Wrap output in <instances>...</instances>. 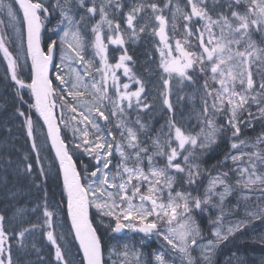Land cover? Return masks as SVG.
<instances>
[{"label":"snow or ice","instance_id":"obj_1","mask_svg":"<svg viewBox=\"0 0 264 264\" xmlns=\"http://www.w3.org/2000/svg\"><path fill=\"white\" fill-rule=\"evenodd\" d=\"M15 3L18 8L0 0V12L8 16L19 37L23 33L16 25L26 28L31 83L18 78L17 58L6 46L3 34H0V52L7 60L11 80L19 89L30 90L35 101L30 107L36 109L47 125V136L63 175L74 239L78 241V251L82 252L79 264H144L142 254L129 244L118 250L116 245L105 243L90 219L91 208L97 210L99 217L110 218L108 223L101 219L100 224L112 234L127 230L162 237L178 255L180 264L201 261L212 264L220 244L254 221L264 222V204H258L255 209L245 207L246 219L229 224L226 229L223 225L224 202L234 191L240 190L239 199L246 202L250 196L245 193L259 189L258 200H264V171H261L264 169V132L251 142L241 138L242 127L254 128L256 121L264 127V46L253 39L254 35L264 38V0H225L224 4L221 0H211V7L209 0H185L184 4L179 0H164L163 5L154 0H130L127 11H124V0H99V3L97 0H57L51 12L46 0H15ZM217 8L225 10L216 11ZM80 9L87 15H80ZM56 11L60 19L54 29L48 30L55 32L57 39L50 38L42 47L45 21ZM117 14L123 26L121 20L114 19ZM97 15L99 20L91 26L89 38L85 22ZM146 30L159 37L161 97L169 113L165 125L154 137L147 135V125L139 116L134 121L130 119V111L152 108L146 101L144 81L130 67L133 57L126 47L129 40H138ZM177 32L180 38H175ZM110 45L122 50L115 63L109 62ZM57 48L60 49L58 64L55 63ZM52 67L57 69L56 87L49 76ZM119 70L128 82H121ZM174 78L194 89L203 78L199 85L203 89L200 108L194 106L192 110L198 131L185 127L175 117L171 100ZM133 85L136 87L131 90ZM195 98V92L189 95V100ZM57 100L60 123L73 132V149L82 151L94 162L91 168L84 165L83 174L77 169L74 152L70 153L61 137L54 111ZM65 109L70 113L68 118L63 115ZM17 113L24 117L26 134L33 139L31 116H25L19 109ZM221 117L222 124L218 123ZM113 118L114 125L110 123ZM133 125H138V129ZM113 128L118 131L119 140ZM141 133L150 143L141 140ZM224 136H228L230 148L235 150V154L230 152L224 158V163L231 161L232 167L209 176L201 195L197 185L202 176L197 163L199 155ZM32 148H37L34 139ZM247 148L253 151L243 150ZM24 172L32 176L31 163ZM231 174L235 175L234 182H230ZM40 175H46L43 168ZM181 180L189 187L196 186L197 194L179 189ZM9 195L16 203L11 217L0 213V264H22L19 254L26 252L28 237L38 229L45 231L47 241L54 247L57 264H73L58 242L65 239L64 235L55 234L54 213L48 208L47 192H44L42 223L27 221L28 212L35 213L41 205L28 209L19 204L22 193L16 191ZM209 209H218L219 215L210 220L214 225L213 239L205 242L194 213ZM13 241L17 247L15 259ZM260 242L264 243V235ZM31 247L35 249L34 244ZM197 250L199 259L193 256ZM154 258L157 264H174L163 252L155 253Z\"/></svg>","mask_w":264,"mask_h":264},{"label":"rangeland","instance_id":"obj_2","mask_svg":"<svg viewBox=\"0 0 264 264\" xmlns=\"http://www.w3.org/2000/svg\"><path fill=\"white\" fill-rule=\"evenodd\" d=\"M5 2L12 3L13 6L17 8L13 0H5ZM124 2L126 5L124 11H127L130 0H124ZM150 2H152V0H150ZM154 2L163 5L164 0H154ZM179 2L181 4H184L185 0H179ZM56 3L57 0H46V7H49L50 12L52 11V7ZM97 3H99V0H97ZM224 3L225 2L222 0L221 4ZM209 5L211 7V0H209ZM218 10L222 11L225 9L217 8L216 11ZM79 14L87 15L83 9L79 10ZM165 14L168 15L170 18L169 12L166 11ZM213 15H215V13H213ZM115 17L120 18V15L117 14ZM59 19H60L59 11L53 12L52 15L49 16V21L51 23L50 29L55 28ZM97 20H99V15H97L93 19H87L85 23L91 22L92 24H94ZM0 21H2V23H0V34L6 36V46L9 48V51L12 52L13 57L17 58L18 78L22 80L29 79L31 69H30V63L28 60L27 50H26L25 28L22 24L16 25V27L22 29L23 35L21 38L17 35L15 28L12 27V22L10 21L8 16L3 12H0ZM88 25L90 24H87V29H88V31H86L87 35H89L90 33ZM49 34L50 36L53 37V39H57L55 32L50 31ZM253 39L256 40L255 35ZM141 41L143 42L140 43ZM193 41L194 43L196 42L195 40ZM257 42L260 43L262 46H264V38H262L261 36ZM127 44L129 46H132L133 50L135 51V54L138 55L139 53L141 59L144 60V62L142 63V67H143L142 73H140L138 77L141 78L145 83L146 101L148 103L150 102L147 98L162 99L161 92L163 91V82L161 79L162 73L159 68L160 55H159L158 47H160V43L158 41V38L151 32V30H146L145 33H142L140 35V38L138 40L134 42L129 40ZM142 47H143V51L140 52L138 48L141 49ZM89 54L91 55L90 51ZM59 57H60V49H58L57 64L60 63ZM2 60L4 66L0 65V111L2 107L3 109H5L6 112L8 111V116L3 117V115L0 114V155L5 153L1 150L6 146H10V145H11L10 147L14 146V150L11 152V156L9 160L4 161L2 164H0V179H1L0 185H4L7 182V180H9L8 192L6 197L4 198V196L0 194V213L5 214L4 212L5 207H9L10 209L7 216L8 217L12 216L13 205L16 202L11 199L9 193L19 191L20 193L23 194L19 198L20 205H23L28 209L35 208L37 204L41 205V207L35 213H32L31 211L28 212L27 221L31 223H42L44 192L46 191L48 208L50 211L54 213L53 227L55 230V234L58 237L61 234H63L65 237V239L59 240L58 242L62 245V248L66 251L67 253L66 258L73 261V264H79L81 260L78 255L79 252H77L74 246L73 234L70 230L68 221H66L64 216L65 213L64 205L61 199L62 190L60 188H52L50 184L46 183V182H54V181L57 182L59 175L58 167L56 165L52 151L50 149L46 130L38 116L32 117V115L25 113V116H31L34 124V140L37 145L36 148L37 154H34L31 148L30 138L26 134V128L24 126V117H21L20 115H15L13 111H11L8 107L4 105L8 103L7 99L9 98L11 100L13 99L14 101L17 100V95L15 92V90L17 91V89L15 87L13 88L9 87L7 82L1 77L4 69H8L7 60L4 58L3 53H2ZM109 62L115 63L113 61V57L111 59L110 54H109ZM56 73H57V69L55 68L53 72L54 87H56L59 84V81H56L55 79ZM254 74H255V69H254ZM202 82H203L202 78H200L197 81L196 89L199 90H196L192 86H189L187 82L181 85L178 82V80L175 78L171 82V87H172L171 100L175 108V117L177 121L183 123L185 127L194 128L195 131H198L199 129L198 127H194L197 124V121L194 118V114L192 110L194 106L197 109L200 108V104H201L200 96L203 92V89L199 88V85L202 84ZM25 83L27 84V82ZM16 87L19 88L18 85H16ZM24 90L25 89H22L21 92H23ZM194 92L196 97L195 100H189V95L193 94ZM57 101L58 103H60L59 100ZM19 103L24 104L30 109V106L29 104L26 103V101L20 99ZM151 105H152L151 109L155 110L156 112L154 115V118H156L157 120L156 123L158 124L156 128L161 129L162 125H165L169 117V113L167 109H165L166 107L162 104V101H161V106H162L161 109L159 105L156 104H151ZM252 111L253 112L256 111L255 106H253ZM63 115L65 118H68L70 113L65 109ZM4 119H6V121H4ZM6 122L7 124L5 125V127H3V124H5ZM223 122L224 119L223 117H221L218 120V123L222 124ZM110 123L114 125L115 119L114 118L111 119ZM133 126L138 129V125H133ZM256 127H258L259 129ZM148 129L149 126L147 125L146 131ZM250 130L251 132H248ZM113 131L115 132L117 139L119 140L120 137L118 131L115 130V128H113ZM62 132H64V135L67 138L66 139L67 142L72 143L73 132L71 128L70 127L65 128V126L63 125ZM242 132L243 135L241 136V138L248 139L251 142V140L254 139L257 135H259L261 132H264V127L261 126V123L259 121H256L254 128L242 127ZM147 135L153 137L151 134H147ZM140 138L141 140L150 143V140H146V136L144 133L140 134ZM230 144H231V140L228 138V136H224L218 139L216 144L212 145L208 149L203 150V152L200 153L199 160L197 161V163H199L200 168L202 170V176L197 181V185L199 186L198 188L199 194L201 195L203 194L204 186L207 185L209 176H215L218 171H226L232 167L231 161L224 163V158L226 155H228L230 152L232 154H235V150H231ZM243 150L253 151L252 148H247ZM223 151L224 153H221ZM77 153L84 154L82 151H77ZM214 158H219V160L216 162ZM116 159H118V157L114 159V163L116 162ZM208 159L210 160L214 159V162L212 164H208L207 163ZM29 163L32 164L31 177L24 172V168ZM93 163L94 162L91 161V165ZM160 163L163 164V161L161 160ZM16 166L20 169V173L18 175H12L14 170L17 168ZM41 168L45 170L46 175L44 176L40 175ZM261 171H264V169H261ZM33 177H34V181H33ZM234 180H235V175L231 174L230 182H234ZM37 185L39 187H37ZM177 187L179 189H183L186 191H192L193 195L197 194L196 186L189 187L186 183L183 182V180H181V182L177 185ZM56 189L60 190V197ZM245 194L250 196V199L246 202L240 201L239 199L241 195L240 190L234 191L232 195L226 198L224 202L225 211L223 218V225L225 229L227 228V226H229V224H234L239 220H243L247 218L244 212L245 207L249 209H255L258 204H264V200H258V197H260L261 195L259 189L253 190L251 192H246ZM213 199L217 200L216 197H214ZM238 204L239 206L236 207ZM94 212L96 215H98L97 210L95 208H94ZM198 213L199 214L202 213V216L205 217V219L203 220V226L205 229L203 228L200 221L197 220L196 216ZM198 213H194V218L199 224L206 242L207 239H213L211 233L214 225L210 224V220H214L216 216L219 215V210L209 209L208 212H198ZM99 219L100 220L103 219L105 223H108L110 220V218L108 217H103V218L99 217ZM25 226H27V223H25ZM6 227H8V225H6ZM259 227L262 228L259 230L260 231L259 233H256V228ZM204 231L208 233L204 234ZM262 233H264V223L261 221H254L251 225H249L245 229L236 232L234 236H231L227 241L219 245V247L216 249L213 255L212 264H247L248 260L253 261L255 264H264V256L259 257L255 254L256 253L255 250L258 245L264 249V243L260 242V237L261 235H263ZM119 238L125 239V240L117 241L118 243H120L119 244L120 249H122V246L124 244L126 243L129 244L130 247L138 250L142 254L140 258L141 261L144 262V264H152V263L157 264L154 258V254L157 252L165 253L166 259H168L171 262H174V264H180L178 255L170 250V248L166 245V242L163 241L162 237H158L155 235V241L158 242L157 244H155V247L149 245L146 242H142L137 238H134L131 235V233H126L122 237H117L116 239ZM132 240H134L137 243L133 244ZM12 243L14 245L13 252L15 259L17 254L16 241H13ZM26 243L28 244V249L26 250V252L19 254V259L21 260L22 264H25V262H27V264H57L54 256V247L51 245L49 241H47L45 231L43 229H38L35 232H33L28 237ZM33 244L35 245V249L31 247ZM240 247L250 250L252 252L251 255H249L250 251L249 252L245 251ZM223 248H224V254L222 255L220 250ZM36 249H38L39 251L37 252ZM242 251L244 255H242ZM199 255L200 253L198 250L193 252V256L197 257L198 259H199ZM105 256L107 258V255ZM200 264H203V262L201 261Z\"/></svg>","mask_w":264,"mask_h":264},{"label":"trees","instance_id":"obj_3","mask_svg":"<svg viewBox=\"0 0 264 264\" xmlns=\"http://www.w3.org/2000/svg\"><path fill=\"white\" fill-rule=\"evenodd\" d=\"M0 65L1 66H4L3 64V60H2V53H0ZM1 77L7 82L8 86L9 87H15L17 89V91L15 90L16 92V95H17V100L14 101L13 99L11 100L10 98L7 99V102H8V105H6V107L10 106V110L13 111V113H15V115H18L17 113V109H19L20 111L26 113V114H30L33 116H37V112H36V109L33 108V107H30V109L25 106L24 104H21L19 103V100H20V97L22 96L23 97V100L26 101L27 104L32 105L34 104L33 103V100L31 98V94H30V90H28L27 88H25V90L23 92H21L22 89H19L16 87V84L15 82H13L11 80V74L9 73L8 69H4V71L2 72V75ZM26 82L28 83V79L26 80ZM27 92V93H26ZM25 98V99H24ZM7 104V103H6ZM5 105V104H4ZM9 110V111H10ZM8 112V111H7ZM4 121H6V119H4ZM7 124V122L5 124H3V127H5V125ZM73 151V150H72ZM71 151V152H72ZM74 152V151H73ZM221 153H224V152H221ZM74 156L78 157V155L76 153H74ZM216 161L219 160V158H214ZM80 164V162H78V165ZM1 183V182H0ZM48 184H50L52 186V188H60L62 191H61V194H62V202H63V205H64V212H66V196H65V193H64V190H63V187H62V184H61V181L60 179L58 178V181H54V182H46ZM8 190V186H4L2 187L0 185V194L4 196V198L6 197V192ZM57 190V193L60 197V190L56 189ZM60 200V199H59ZM66 216V215H65ZM264 223V222H263ZM262 227H259V228H256V233H259L260 229ZM264 235V233H262ZM241 249L245 250V251H250V250H247L245 248H242L240 247ZM255 254L259 257H262L264 256V249L261 248L259 245L257 246L256 250H255ZM251 251H250V254L251 255ZM224 254V253H223ZM222 254V255H223ZM242 255H244L243 251H242ZM222 263V262H221ZM247 264H255L253 261L251 260H248Z\"/></svg>","mask_w":264,"mask_h":264},{"label":"flooded vegetation","instance_id":"obj_4","mask_svg":"<svg viewBox=\"0 0 264 264\" xmlns=\"http://www.w3.org/2000/svg\"><path fill=\"white\" fill-rule=\"evenodd\" d=\"M224 2H225V0H224ZM114 19L121 20V23H122V26H123V21H122L121 17L120 18L119 17H115ZM86 24L93 25L91 22L86 23ZM89 31H90V29H89ZM181 31H182V28H181ZM169 34L171 35V33H169ZM175 38H180V32L176 33V37ZM259 38H260L259 35H255V39L257 41H258ZM142 42L143 41H141L140 43H142ZM193 44L195 45L194 42H193ZM126 47L128 49V54L133 57V61L130 62V67L132 68L133 72L137 76H139V74L142 73V68H143L142 67V63L144 62V60L141 59V56H140L139 53H138V55L135 54V51L133 50L132 46H129L128 44H126ZM138 50H140V52L143 51V47L141 49L138 48ZM121 52H122V50H120L118 48V46H112V45L109 46V54H110L111 59L113 57V61L114 62H116L118 60L119 55L121 54ZM117 74L121 77V82H128L127 78L122 75V70H119ZM135 87H136V85H133L131 90H134ZM147 99L150 101L149 104H156V105L160 106V109L162 108V106H161L162 99H159V98H157V99L147 98ZM155 113L156 112L153 109L145 110V111H142V112H137L135 110H132V111H130V117H131L132 120H135L137 118V116H139V119L143 123H145V124H147L149 126V129L147 130V133L151 134V135H156V133H157L156 121L157 120L154 118ZM155 244L156 243H151V246L155 247Z\"/></svg>","mask_w":264,"mask_h":264},{"label":"bare ground","instance_id":"obj_5","mask_svg":"<svg viewBox=\"0 0 264 264\" xmlns=\"http://www.w3.org/2000/svg\"><path fill=\"white\" fill-rule=\"evenodd\" d=\"M50 27H51V23H50L49 17H48V19L45 21V30H43V32L47 33L48 36H50V34H49L50 31L48 30V29H50ZM47 40H48V38H47ZM33 103H34V101H33ZM6 105H8V103L5 104V106ZM8 108L10 109V106H8ZM0 114L3 115V117H7L8 116V112H6L5 109H3L2 107H1ZM61 137L68 144L70 153H72L74 151V153H76L79 156L80 154H78L77 151H75L73 149V142L74 141L72 143H69L66 140L67 139L66 136H61ZM10 146H6V147L2 148L1 151L5 152V153H3L2 155H0V164H2L4 161H8L9 160V158L11 156V152L14 150V146L13 147H10ZM76 158L77 157L73 155V159H76ZM87 159H88V161H90V158H87ZM19 173H20V169L17 167L14 170V172L12 173V175H18ZM58 178L60 179L61 184H62V187H63V178H62V174L61 173H59ZM0 182H1V179H0ZM8 184H9V180H7V182L4 185H1V186L2 187L8 186ZM7 192H8V190H7ZM7 192H6V195H7ZM11 202H9V203H11ZM6 206H8V205H6ZM9 209H10L9 207H5L4 212H5V215L6 216L9 213ZM64 216H65V213H64ZM196 217H197V220H200L203 217L202 216V213L201 214L198 213ZM65 219L67 220V217L66 216H65ZM90 219H92L94 226H96L98 228L99 234L104 237L105 243L107 245H116L117 248L120 249V247H119V244L120 243L117 242V241H119V239H116L114 237V235L110 232V230H105L101 226L99 216L96 215L91 209H90ZM72 234H73V232H72ZM73 238H74V234H73ZM132 243L133 244H136L137 242H135L134 240H132ZM74 244H77L76 241H75V239H74ZM220 252L223 254L224 253V248L221 249Z\"/></svg>","mask_w":264,"mask_h":264},{"label":"water","instance_id":"obj_6","mask_svg":"<svg viewBox=\"0 0 264 264\" xmlns=\"http://www.w3.org/2000/svg\"><path fill=\"white\" fill-rule=\"evenodd\" d=\"M18 6V5H17ZM29 60H30V63H31V59L29 58ZM52 70V68L50 69V71ZM49 76H50V73H49ZM55 111V115H56V109L54 110ZM41 118V120H42V122H43V124L45 125V128H46V131H47V125L44 123V120H43V118L42 117H40ZM56 119H57V116H56ZM57 123H58V120H57ZM49 138V137H48ZM49 142H50V146H51V149H52V151H53V153H54V155H55V149L52 147V143H51V139L49 138ZM55 158H56V161H57V163H58V166H59V160H58V158L56 157V155H55ZM61 172V171H60ZM61 174H62V172H61ZM62 178H63V175H62ZM89 215H90V212H89ZM68 217H69V215H68ZM69 221H70V226H71V219H70V217H69ZM71 230H72V228H71ZM72 232H73V234H74V236H75V233H74V230H72ZM135 233H138V232H135ZM122 234V233H121ZM141 234H143V233H141ZM120 235V234H119ZM144 235V234H143ZM76 243H77V246H78V248H79V245H78V241H76ZM81 255H82V252H81Z\"/></svg>","mask_w":264,"mask_h":264}]
</instances>
